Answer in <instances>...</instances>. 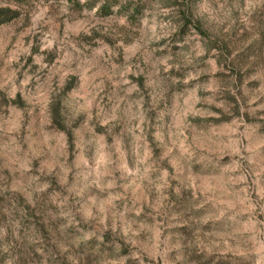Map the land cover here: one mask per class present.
Returning a JSON list of instances; mask_svg holds the SVG:
<instances>
[{
  "label": "rangeland",
  "instance_id": "rangeland-1",
  "mask_svg": "<svg viewBox=\"0 0 264 264\" xmlns=\"http://www.w3.org/2000/svg\"><path fill=\"white\" fill-rule=\"evenodd\" d=\"M0 264H264V0H0Z\"/></svg>",
  "mask_w": 264,
  "mask_h": 264
},
{
  "label": "trees",
  "instance_id": "trees-1",
  "mask_svg": "<svg viewBox=\"0 0 264 264\" xmlns=\"http://www.w3.org/2000/svg\"><path fill=\"white\" fill-rule=\"evenodd\" d=\"M16 13L12 10H1L0 11V24L1 23H6L10 20H12L13 18H15Z\"/></svg>",
  "mask_w": 264,
  "mask_h": 264
}]
</instances>
